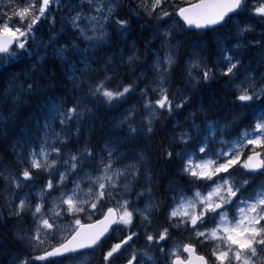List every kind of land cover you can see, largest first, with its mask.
<instances>
[{
	"label": "snow or ice",
	"instance_id": "1",
	"mask_svg": "<svg viewBox=\"0 0 264 264\" xmlns=\"http://www.w3.org/2000/svg\"><path fill=\"white\" fill-rule=\"evenodd\" d=\"M97 253L264 264V0H0V264Z\"/></svg>",
	"mask_w": 264,
	"mask_h": 264
},
{
	"label": "trees",
	"instance_id": "2",
	"mask_svg": "<svg viewBox=\"0 0 264 264\" xmlns=\"http://www.w3.org/2000/svg\"><path fill=\"white\" fill-rule=\"evenodd\" d=\"M225 95H227V93H224ZM99 256H96L95 259H94V262L92 264H100V261H99Z\"/></svg>",
	"mask_w": 264,
	"mask_h": 264
},
{
	"label": "rangeland",
	"instance_id": "3",
	"mask_svg": "<svg viewBox=\"0 0 264 264\" xmlns=\"http://www.w3.org/2000/svg\"><path fill=\"white\" fill-rule=\"evenodd\" d=\"M95 219H96V217H93V220H95ZM91 260H92V258H89V264L91 263Z\"/></svg>",
	"mask_w": 264,
	"mask_h": 264
}]
</instances>
